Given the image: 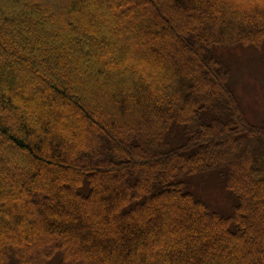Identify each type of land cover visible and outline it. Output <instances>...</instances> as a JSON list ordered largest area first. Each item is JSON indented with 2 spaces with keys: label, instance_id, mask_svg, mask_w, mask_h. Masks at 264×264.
<instances>
[{
  "label": "trees",
  "instance_id": "obj_1",
  "mask_svg": "<svg viewBox=\"0 0 264 264\" xmlns=\"http://www.w3.org/2000/svg\"><path fill=\"white\" fill-rule=\"evenodd\" d=\"M263 42L264 7L237 0H0V264H47L56 243L53 264H195L187 251L203 241L167 212L173 197L204 243L225 239L221 260L264 264V122L240 112L216 52ZM207 171L234 198L229 215L181 180ZM81 174L77 191L59 190ZM140 194L113 212L132 251L105 247L100 261L86 250L81 262L74 236L60 247L70 222L57 208L80 216L91 200Z\"/></svg>",
  "mask_w": 264,
  "mask_h": 264
},
{
  "label": "rangeland",
  "instance_id": "obj_2",
  "mask_svg": "<svg viewBox=\"0 0 264 264\" xmlns=\"http://www.w3.org/2000/svg\"><path fill=\"white\" fill-rule=\"evenodd\" d=\"M236 1V0H234ZM240 3H243L244 5H252V4H260V6L264 7V0H237ZM217 54L219 58L223 61L225 66L228 68L229 71V78H228V85L231 88L235 98H236V104L240 112L248 119L250 123L253 124H260L264 122V42L261 43L259 46L247 44L245 46L242 45H236V46H228V47H217ZM65 142V138H64ZM63 142V143H64ZM62 143V141H61ZM95 171V170H92ZM91 171V172H92ZM90 172V173H91ZM99 173V172H95ZM83 174L79 175L78 180L73 179H67L62 178L59 180L60 183V189L62 192H66V194L73 192L74 190L77 191L78 187L82 185L81 182V176ZM186 185L187 189L191 191L194 195H196L198 198L202 199L205 204L207 205L208 209L210 211L217 212L223 216L229 215L232 209V205L234 203V198L231 196L229 192H227L220 181V178L217 177V175H214L213 172L207 171L203 173H194L190 175H186L181 178ZM110 181V180H109ZM106 179L107 184L105 185L104 189L102 190L103 196L105 198V202L108 200V203H112L113 200L112 194H110V182ZM98 185V184H97ZM153 189V187H152ZM151 189V190H152ZM99 190V189H98ZM41 192V193H40ZM39 195L41 197L50 195V192L48 191H40ZM150 192V191H149ZM149 192H145L146 196L149 195ZM142 194L137 196H131L127 195V197L123 199H119L116 202V205L110 206V204L106 203H94L93 200L90 201L89 205L87 206L88 214L80 213V216H76L75 212H69L66 213V210L62 208H57L56 213L58 215H67L69 222H67V226L64 229V235L59 236L60 238V247H63L64 240L66 237L74 236L73 241L75 242L76 252L75 256L83 262L85 257V251L87 250L88 253L91 255V257H97V260L101 261L100 255L102 254V250L105 247H111L113 251H117L120 249H123V253H127L132 251L130 247H128L129 241H132V239L129 240L128 236H131V233H128L129 235H126L125 233L122 234H114V230L116 228L124 231V224L121 223L123 221H120V219H116L115 216H113V212L117 210V213H120L124 206H126L129 202H134V200H139ZM174 196V195H172ZM166 196L163 195L161 200L156 199V202H162V200ZM95 198V194H93V197ZM174 201L176 202L173 207L166 208L170 213L177 212V214L180 216L181 219L186 220L187 224H192L194 227H197L199 230L198 236H196L199 240L203 241V245L196 247L195 251H187V254H189L190 257H192L191 262H197L200 261V258L203 259L201 261L202 264H236L231 259L228 260H221V257H217L212 251L217 250L219 251L223 243H225V239L222 238H215L214 241H207L208 240L207 234H205L207 231L202 229V224H198L196 220H193L190 216V212L187 210H183L179 207V201L175 197H173ZM48 199V198H47ZM152 198L148 199L145 202L144 206H141L145 208V211L150 208V205H152ZM176 206V207H175ZM175 207V208H174ZM71 208V207H70ZM105 208H108L104 216H99V212H97V209L99 210H105ZM140 208H137L134 211V214L131 215L129 218L130 220L133 219V216H136L139 212ZM259 214L264 217V213L261 212L260 206H259ZM141 212V211H140ZM162 211L159 215H161ZM79 215V214H78ZM111 215V216H110ZM169 215V214H168ZM175 215V214H174ZM152 217V216H151ZM168 217V216H167ZM144 218H149L148 215H146ZM129 220L128 218H126ZM157 219V218H156ZM155 218L151 219V222L155 224ZM49 220L55 222L56 218H50ZM150 220V219H149ZM209 220V219H208ZM125 221V220H124ZM11 222V221H10ZM40 222V221H39ZM203 222V221H202ZM209 225L212 221H208ZM204 223V222H203ZM92 225L88 228V226ZM165 224V222H164ZM12 228L16 229V231H25L27 229L24 228V222L15 224L14 222H11L9 224ZM201 225V226H200ZM98 226V227H97ZM8 229V227H5ZM4 228V229H5ZM11 228V229H12ZM41 227L37 228L39 232L44 234V231L40 229ZM208 228V227H206ZM228 229H233V227L228 225ZM227 229V230H228ZM244 230V228H242ZM121 231V232H122ZM250 231V229H249ZM240 232V231H239ZM73 233V234H72ZM8 236L10 233H7ZM190 236H194L192 233H189ZM255 235L257 236V231L255 232ZM45 236V234H44ZM223 236L225 234L223 233ZM96 237V238H95ZM110 237L118 238V242H114L111 240ZM9 237H6V240L16 243L13 238L7 239ZM93 239H97L100 242L96 245L93 244ZM240 239H244L240 237ZM4 240V241H6ZM225 241V242H224ZM95 243V242H94ZM132 243V242H130ZM225 245V244H224ZM204 246V247H203ZM251 244H247L245 240V247H250ZM58 243L55 244V246L52 247V249L47 254L46 263L47 264H53V258H55L56 254H59V248ZM34 249V248H33ZM47 249V248H46ZM225 253L228 255V249H224ZM235 250L233 249L230 255H234ZM47 252V251H46ZM256 253V250H254ZM151 252L147 253L149 257H151ZM263 255V254H262ZM252 257V256H249ZM206 258V261L204 260ZM211 260V261H210ZM22 261L23 255H22ZM248 261V258H247ZM200 263V262H199ZM194 264V263H193Z\"/></svg>",
  "mask_w": 264,
  "mask_h": 264
}]
</instances>
